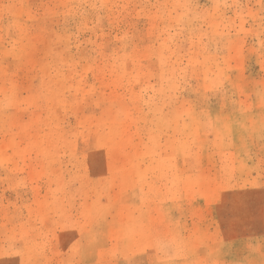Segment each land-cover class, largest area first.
<instances>
[{"label":"rangeland","instance_id":"rangeland-1","mask_svg":"<svg viewBox=\"0 0 264 264\" xmlns=\"http://www.w3.org/2000/svg\"><path fill=\"white\" fill-rule=\"evenodd\" d=\"M0 264H264V0H0Z\"/></svg>","mask_w":264,"mask_h":264}]
</instances>
